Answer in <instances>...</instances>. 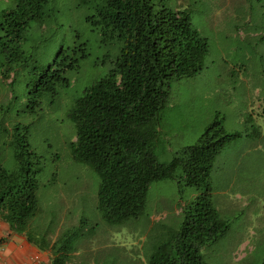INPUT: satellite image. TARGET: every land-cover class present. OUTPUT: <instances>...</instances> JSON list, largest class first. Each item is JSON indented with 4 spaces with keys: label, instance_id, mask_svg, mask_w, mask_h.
I'll return each mask as SVG.
<instances>
[{
    "label": "rangeland",
    "instance_id": "374dc122",
    "mask_svg": "<svg viewBox=\"0 0 264 264\" xmlns=\"http://www.w3.org/2000/svg\"><path fill=\"white\" fill-rule=\"evenodd\" d=\"M163 2L188 12L208 50L197 72L170 79L151 149L158 161L168 162L215 119L240 133L220 148L208 174L212 202L228 226L200 253L207 264H264V0ZM15 3L0 0V6ZM98 3L48 0L41 15L29 21L23 56L9 64L7 79L2 70L8 64H1L0 53V162L15 169L19 150L39 161L38 209L26 228L39 246L61 247L66 264H104L107 257L146 264L155 246L180 228L185 205L201 188L182 177L153 180L140 213L120 222L106 221L97 207L99 176L72 155L75 126L68 108L114 65L119 52L120 41L102 43L98 26L86 19ZM81 42L86 55L64 72L68 82L33 103L31 82L39 71L62 47L79 54Z\"/></svg>",
    "mask_w": 264,
    "mask_h": 264
},
{
    "label": "trees",
    "instance_id": "16d2710c",
    "mask_svg": "<svg viewBox=\"0 0 264 264\" xmlns=\"http://www.w3.org/2000/svg\"><path fill=\"white\" fill-rule=\"evenodd\" d=\"M47 1L16 0L14 5L0 6L1 64H8L2 70L4 79L13 69L9 64H18L23 56L21 43L29 21L41 15ZM96 10L86 19L98 26L102 43L119 40V52L114 65L85 86L68 108L75 126L72 155L97 172V207L108 222L137 216L153 180L182 177L185 184L200 187L184 207L180 228L170 241L157 244L145 263L207 264L200 248L228 226L212 202L208 174L220 148L240 133L225 130L215 119L194 143L182 147L168 162L156 159L151 142L170 79L197 72L208 41L187 11L163 0H99ZM77 48L79 54L75 48L69 53L68 47H62L39 71L31 82L33 103L38 95L55 94L56 85L68 82L64 72L78 67L79 59L86 55V42ZM15 156L18 164L13 170L0 162V217L36 243L26 228L38 209L36 173L40 165L22 150ZM40 248L51 253L50 264H66L61 247L53 251L54 243H50ZM104 264L123 263L107 257Z\"/></svg>",
    "mask_w": 264,
    "mask_h": 264
},
{
    "label": "crops",
    "instance_id": "0c3cea01",
    "mask_svg": "<svg viewBox=\"0 0 264 264\" xmlns=\"http://www.w3.org/2000/svg\"><path fill=\"white\" fill-rule=\"evenodd\" d=\"M51 253L0 217V264H50Z\"/></svg>",
    "mask_w": 264,
    "mask_h": 264
}]
</instances>
